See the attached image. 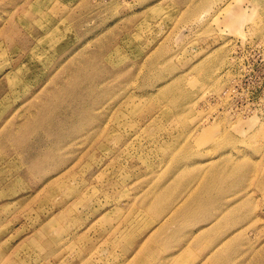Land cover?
<instances>
[{"label":"rangeland","instance_id":"obj_1","mask_svg":"<svg viewBox=\"0 0 264 264\" xmlns=\"http://www.w3.org/2000/svg\"><path fill=\"white\" fill-rule=\"evenodd\" d=\"M169 262L264 264V0H0V264Z\"/></svg>","mask_w":264,"mask_h":264},{"label":"bare ground","instance_id":"obj_2","mask_svg":"<svg viewBox=\"0 0 264 264\" xmlns=\"http://www.w3.org/2000/svg\"><path fill=\"white\" fill-rule=\"evenodd\" d=\"M188 173V169H182L181 172L177 175H175L173 178H171V185L168 186L167 184H164L161 186L160 189V197H161V202L165 201L167 199V193H171L172 190H184L181 189L187 188L188 187V182L186 180V175ZM226 174L218 167L211 165L207 168H205L204 173H203V182L201 184V189H203L205 192H212L213 190H216L217 188H221L223 182L226 181ZM195 174L193 175V187L196 186L195 183ZM191 196L189 200H185V203L188 202L187 208L189 207L190 203L197 202L199 200V194H200V189L196 188L193 189L191 192ZM189 193V194H190ZM216 200V199H215ZM212 199V201H215ZM154 204V200H152V205ZM186 208L185 205H181L178 208H176L178 211L177 213L179 214L182 210ZM175 210V209H174ZM173 210V213H174ZM164 211V210H163ZM156 236L157 237H166L169 242L174 243L177 240L173 236V230L170 226V223L168 221L163 222L156 228ZM186 248V245L182 246L178 251L184 250ZM168 264H172L169 262Z\"/></svg>","mask_w":264,"mask_h":264}]
</instances>
